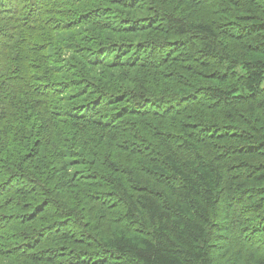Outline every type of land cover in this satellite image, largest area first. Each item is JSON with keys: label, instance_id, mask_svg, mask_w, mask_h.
I'll return each mask as SVG.
<instances>
[{"label": "trees", "instance_id": "trees-1", "mask_svg": "<svg viewBox=\"0 0 264 264\" xmlns=\"http://www.w3.org/2000/svg\"><path fill=\"white\" fill-rule=\"evenodd\" d=\"M0 264H264V0H0Z\"/></svg>", "mask_w": 264, "mask_h": 264}]
</instances>
